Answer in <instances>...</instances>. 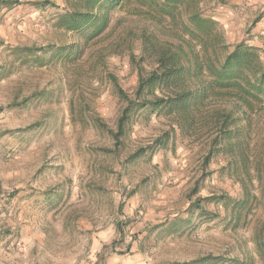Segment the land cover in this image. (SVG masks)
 I'll return each instance as SVG.
<instances>
[{"label":"rangeland","instance_id":"rangeland-1","mask_svg":"<svg viewBox=\"0 0 264 264\" xmlns=\"http://www.w3.org/2000/svg\"><path fill=\"white\" fill-rule=\"evenodd\" d=\"M36 1L0 4V264H168L206 255L218 260L204 264H264V246L255 238L258 228L264 231V181L256 182V197L244 206L247 218L236 225L212 194L226 191L233 199L242 189L218 171L206 174L197 194L208 213L189 209V191L200 177L199 144L179 142L176 152L124 163L156 133L135 124L118 155L103 151L113 140L98 132L92 116L114 127L122 108L109 74L127 90L137 83L128 54L114 45L133 19L134 1L114 9L93 38L64 35L67 0H50L55 7ZM263 6L262 0L201 2L230 44L248 37L264 58ZM32 43L41 46L46 64L17 62L10 75L2 69L10 70L16 46ZM69 43L67 56H51ZM74 70L82 71L83 82H73ZM37 90L41 96L29 104L8 108L16 96ZM257 117L252 139L262 152L264 113Z\"/></svg>","mask_w":264,"mask_h":264},{"label":"trees","instance_id":"trees-1","mask_svg":"<svg viewBox=\"0 0 264 264\" xmlns=\"http://www.w3.org/2000/svg\"><path fill=\"white\" fill-rule=\"evenodd\" d=\"M133 1L128 13L133 19L127 20L120 41L114 45L128 54L137 83L127 90L109 74L122 108L114 127L97 114L92 116L98 132L109 134L113 140V147L103 151L118 155L132 139L135 124L149 125L156 133L149 143L129 154L124 163L144 158L150 161L161 150L176 152L179 142L199 144L200 177L189 191V209L208 213L206 199L197 194L206 174L218 171L242 189L239 197L233 199L226 191L212 194L216 201L226 204L230 220L238 225L246 217L245 204L256 197V182L264 181V151L257 152L258 144L252 139L257 116L264 113L262 49L248 37L230 44L217 20L204 15L202 0H67L68 9L61 18L64 35L74 32L90 38L98 36L108 27L112 11H122ZM20 3L21 0H0L9 8ZM35 3L55 7L50 0ZM16 48V59L8 62L10 70L2 67L9 75L17 62L33 68L48 61L40 55L41 46L34 43ZM71 48L70 43L57 47L51 56L65 57L73 51ZM101 60L103 54L97 57V64ZM70 76L74 83L83 82L81 70L70 71ZM39 95L37 90L29 96H16L8 108L27 105ZM214 162L219 165L217 170L211 169ZM157 168L159 165H155ZM255 238L263 247V228H258ZM214 260L218 258L206 255L168 264H204Z\"/></svg>","mask_w":264,"mask_h":264},{"label":"crops","instance_id":"crops-1","mask_svg":"<svg viewBox=\"0 0 264 264\" xmlns=\"http://www.w3.org/2000/svg\"><path fill=\"white\" fill-rule=\"evenodd\" d=\"M261 0H251V3L253 2H259ZM244 5H246L247 7L249 6V2H245L243 3ZM262 4H264V0H262ZM262 10H264V6L262 7ZM246 12H248V9L245 10ZM263 18H264V15H263Z\"/></svg>","mask_w":264,"mask_h":264}]
</instances>
